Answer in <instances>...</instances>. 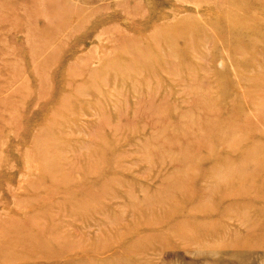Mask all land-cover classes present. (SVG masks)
Masks as SVG:
<instances>
[{
  "label": "rangeland",
  "instance_id": "rangeland-1",
  "mask_svg": "<svg viewBox=\"0 0 264 264\" xmlns=\"http://www.w3.org/2000/svg\"><path fill=\"white\" fill-rule=\"evenodd\" d=\"M0 264H264V0H0Z\"/></svg>",
  "mask_w": 264,
  "mask_h": 264
},
{
  "label": "bare ground",
  "instance_id": "bare-ground-1",
  "mask_svg": "<svg viewBox=\"0 0 264 264\" xmlns=\"http://www.w3.org/2000/svg\"><path fill=\"white\" fill-rule=\"evenodd\" d=\"M229 15H232V13L229 12ZM233 15H234V14H233ZM229 17H231V16H229ZM233 30H234V28L232 27V28H231V31H233ZM235 32H236L237 35H239V36H236L235 38L240 39L239 43H240V42H243V38H242V37L245 35V34H244L245 31H242V30H241V31L238 33V30H236ZM241 35H242V36H241Z\"/></svg>",
  "mask_w": 264,
  "mask_h": 264
}]
</instances>
